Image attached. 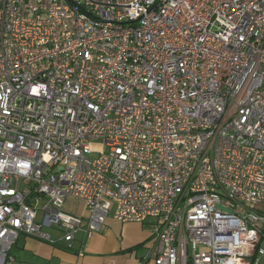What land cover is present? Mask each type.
<instances>
[{
	"label": "built area",
	"instance_id": "built-area-1",
	"mask_svg": "<svg viewBox=\"0 0 264 264\" xmlns=\"http://www.w3.org/2000/svg\"><path fill=\"white\" fill-rule=\"evenodd\" d=\"M260 206L264 0H0V264L109 215L153 264H258Z\"/></svg>",
	"mask_w": 264,
	"mask_h": 264
},
{
	"label": "crops",
	"instance_id": "crops-1",
	"mask_svg": "<svg viewBox=\"0 0 264 264\" xmlns=\"http://www.w3.org/2000/svg\"><path fill=\"white\" fill-rule=\"evenodd\" d=\"M66 209L85 215L82 202L74 199H68ZM48 230L53 240L58 239L56 230ZM76 239L73 249H66L60 241L49 242L21 233L10 249L11 264H153L149 254L153 228L147 222L120 223L109 215L99 231L78 234ZM258 264H264V255Z\"/></svg>",
	"mask_w": 264,
	"mask_h": 264
},
{
	"label": "rangeland",
	"instance_id": "rangeland-1",
	"mask_svg": "<svg viewBox=\"0 0 264 264\" xmlns=\"http://www.w3.org/2000/svg\"><path fill=\"white\" fill-rule=\"evenodd\" d=\"M92 149L95 150V151L99 150V145L93 143V144H92ZM90 156H91V157H95L96 154H91ZM262 214L264 215V209L262 210ZM262 245L264 246V242L262 243ZM190 260H191V259H190V253H189V256H188V262H189V264H191V263H190Z\"/></svg>",
	"mask_w": 264,
	"mask_h": 264
}]
</instances>
